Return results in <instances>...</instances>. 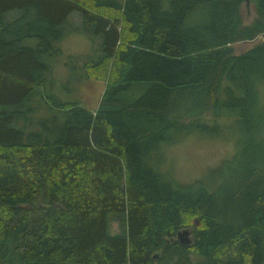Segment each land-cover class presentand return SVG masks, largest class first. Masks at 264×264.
<instances>
[{
    "label": "trees",
    "instance_id": "1",
    "mask_svg": "<svg viewBox=\"0 0 264 264\" xmlns=\"http://www.w3.org/2000/svg\"><path fill=\"white\" fill-rule=\"evenodd\" d=\"M243 1L0 0V264H264V0H248L250 25ZM74 9L101 37L83 63L106 80L101 101L53 102L34 127ZM227 112L251 116L250 152L186 183L153 165L162 142L217 133Z\"/></svg>",
    "mask_w": 264,
    "mask_h": 264
},
{
    "label": "rangeland",
    "instance_id": "2",
    "mask_svg": "<svg viewBox=\"0 0 264 264\" xmlns=\"http://www.w3.org/2000/svg\"><path fill=\"white\" fill-rule=\"evenodd\" d=\"M18 12L19 9L10 10L7 16L9 19L14 18L19 14ZM254 15L253 4L248 0L243 1L241 4L243 24L250 25L255 18ZM81 21L80 11L76 9L70 11L67 20L64 22L69 31L64 32L55 43V48L45 55L46 62L49 64V70L45 74L46 83L41 86L42 93H39L38 98L34 96L31 100V111L27 113L30 125L34 127L37 124L36 121L51 118L52 111H55L53 102H79L88 110L93 111L101 101L106 80H99V78L94 77L87 78L83 73L84 60L99 55L98 48L101 37L92 39L84 31L74 28ZM261 35L264 37V32ZM257 36L252 40H240V42L232 43L234 53L252 47L256 40L260 39ZM27 41L35 43L33 39H27ZM260 96V102H262L264 97L261 94ZM262 108L264 110V99ZM235 110L238 112L237 109ZM230 113H223V116L218 118V121L221 120L222 122H219L220 130L217 133L203 134V132L193 131V133L184 135L174 143L162 142L153 153L151 162L155 167L158 166L161 172L163 170L169 171L180 183H186L194 181L195 178L206 177L209 169L218 167L225 158L230 159L238 148H241L242 152L244 150L250 152L256 146L251 138L252 133H249V131L254 130L251 116L241 117L237 115L236 117L232 115L235 112ZM61 119L62 117L59 115L58 121ZM259 158L260 160L253 158H248V160L258 167L262 162V157ZM116 224V222L110 224L113 230L115 227L117 228ZM190 236V232L182 235L183 239L190 238Z\"/></svg>",
    "mask_w": 264,
    "mask_h": 264
},
{
    "label": "water",
    "instance_id": "3",
    "mask_svg": "<svg viewBox=\"0 0 264 264\" xmlns=\"http://www.w3.org/2000/svg\"><path fill=\"white\" fill-rule=\"evenodd\" d=\"M190 232V230L188 228H184V230H179L177 232V239L182 243V244H185V243H188L191 239L188 237V238H185L183 239L182 235L184 234H188Z\"/></svg>",
    "mask_w": 264,
    "mask_h": 264
}]
</instances>
